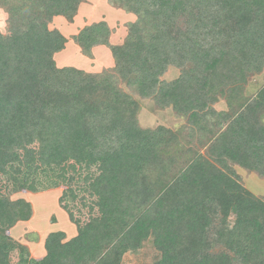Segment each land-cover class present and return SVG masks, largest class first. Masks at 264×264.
I'll list each match as a JSON object with an SVG mask.
<instances>
[{
    "label": "trees",
    "instance_id": "obj_1",
    "mask_svg": "<svg viewBox=\"0 0 264 264\" xmlns=\"http://www.w3.org/2000/svg\"><path fill=\"white\" fill-rule=\"evenodd\" d=\"M110 1L136 21L119 45L105 22L74 37L89 57L111 49L114 67L89 73L56 65L68 39L50 28L84 0H0V264H125L147 242L154 264H264V199L235 169L264 178V84L245 95L264 0ZM135 96L185 126L143 128ZM54 189L77 235L51 233L37 260L9 234L33 217L14 196Z\"/></svg>",
    "mask_w": 264,
    "mask_h": 264
},
{
    "label": "rangeland",
    "instance_id": "obj_2",
    "mask_svg": "<svg viewBox=\"0 0 264 264\" xmlns=\"http://www.w3.org/2000/svg\"><path fill=\"white\" fill-rule=\"evenodd\" d=\"M79 14L74 22H69L65 17L59 16L50 25L51 29L57 28L67 37L65 49L55 56L58 67H74L86 72L102 73L115 65L111 49L106 45H99L92 49V57L84 54L81 46L74 37L85 27L95 23L105 22L111 31L109 44L119 45L128 34V26L136 21V16L127 10L114 5L110 0H84ZM0 32H8V15L0 8ZM105 68V69H104ZM94 70V71H92ZM180 75L177 68L171 67L163 79L172 81ZM264 84V73L252 78L246 87L245 95L254 96ZM125 88V85L122 84ZM126 89V88H125ZM129 91V90H128ZM140 104L138 115L139 123L144 128H156L159 125L181 129L186 124V119L175 115L172 109L158 110L152 100L135 96ZM217 111L227 109L225 101L221 100L215 105ZM237 167V166H235ZM241 181L248 190L264 199V178L245 169L237 168ZM63 190V189H61ZM59 189L42 193L22 192L14 198L24 197L33 206L34 216L30 221L18 223L12 230V238L21 244L34 249L36 254H45V238L51 233L65 232L68 238L73 236V229H77L71 222L68 213L60 206ZM72 229V230H71ZM159 258L158 251L151 242H147L137 254H127L125 264H154Z\"/></svg>",
    "mask_w": 264,
    "mask_h": 264
},
{
    "label": "crops",
    "instance_id": "obj_3",
    "mask_svg": "<svg viewBox=\"0 0 264 264\" xmlns=\"http://www.w3.org/2000/svg\"><path fill=\"white\" fill-rule=\"evenodd\" d=\"M82 5H84L83 3L80 5V7H79V11H80V8L82 7ZM79 11H78V14H79ZM78 16V15H77ZM76 16V17H77ZM76 17H75V19H76ZM57 18V17H56ZM55 18V19H56ZM54 19V20H55ZM54 22V21H53ZM134 23V22H133ZM54 24H55V22H54ZM57 29V28H56ZM127 37V36H126ZM125 40V39H124ZM123 43V42H122ZM122 43H120V44H122ZM57 55V54H56ZM55 55V56H56ZM63 67V66H62ZM61 67V68H62ZM109 68H113V66H109ZM105 69V68H104ZM82 70V69H81ZM92 71H94V70H92ZM89 73H93V72H89ZM223 111H225V110H223ZM160 126V125H159ZM162 126H164V125H162ZM167 127V126H166ZM144 128H146V127H144ZM168 128H170V129H172V130H177V129H173V127H168ZM237 168H241V167H239V166H237V167H235V169H237ZM241 169H243V168H241ZM236 172H237V174L240 176V172L238 173V171L236 170ZM240 178H241V176H240ZM247 188V187H246ZM60 191H61V193H59L60 194V196L62 195V190L61 189H59ZM34 214L35 213H33V216H34ZM33 218V217H32ZM31 218V219H32ZM30 221V220H29ZM20 223V222H19ZM72 230V229H71ZM65 233V232H64ZM10 236L12 235V232L10 231ZM66 234V233H65ZM77 235V229H73V236L72 237H70V238H68V236H67V234H66V237H67V240H70V239H72V238H74L75 236ZM12 237V236H11ZM45 242H46V238H45ZM23 245H25V244H23ZM25 246H27V245H25ZM27 248L29 249V251H30V254H31V257L32 258H34V259H37V260H40V259H42V258H44L45 256H46V252L47 251H45V254L44 253H42V254H39V255H37L36 254V252H35V250L34 249H30L28 246H27Z\"/></svg>",
    "mask_w": 264,
    "mask_h": 264
}]
</instances>
